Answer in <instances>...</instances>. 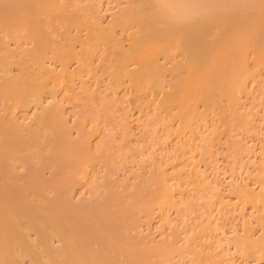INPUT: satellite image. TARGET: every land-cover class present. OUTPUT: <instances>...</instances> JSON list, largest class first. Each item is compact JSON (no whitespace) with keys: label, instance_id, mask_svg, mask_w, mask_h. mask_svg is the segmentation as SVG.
Returning a JSON list of instances; mask_svg holds the SVG:
<instances>
[{"label":"bare ground","instance_id":"obj_1","mask_svg":"<svg viewBox=\"0 0 264 264\" xmlns=\"http://www.w3.org/2000/svg\"><path fill=\"white\" fill-rule=\"evenodd\" d=\"M2 1H4V0H2ZM12 1L11 2L8 1L11 4L7 2L6 4L2 5L1 3H5V2H1V0H0V8L2 9V10L0 9L1 10L0 11V17H2V18H0L1 19L0 25L2 26L3 29H6L4 31H7V34L9 35L8 37H6L7 39H9L11 36H12V38H10V39H14L13 37H21L22 35L20 36V33H19L20 29H24L22 31L26 30L27 31L26 34H28L29 36H32V40L34 39V41H35V42L32 41L34 44V47L32 46L33 51L31 50V46H30V51L28 50V52H27L28 56L27 55L26 56H27V58L30 57L29 60L32 58L31 60L33 61V64L35 63V67H38V68L34 67L36 72H33L32 74H30V72L27 71V69L30 70L29 67H27L28 66L27 63H26L27 66H22L23 63L25 64V62H23V61H25V60H23L24 59L23 56L25 55V53H24V55H22L24 50L22 51V49H20L22 51V54H20V52H19L20 50L18 51L17 48L16 49L18 52L16 50L12 51L13 49L12 50L9 49L11 47H8L9 44L7 42H5V41H7V39H3L0 36V67L3 68V66L5 67V65L8 67V64L10 65L12 63L20 62L18 64L22 63L21 64V66L23 67L22 69H25V71H26L23 73L24 77L20 78V76H21L20 75L18 77L19 79L16 76L15 77L11 76V74L14 71L12 73H10V71H8L10 74H7L6 71L9 68L8 69L6 68V70L3 68L5 73H4V75H2L3 74L2 73L1 74L2 76L0 75L2 77V78L0 77V98H1L0 103L2 104L4 102L5 105L7 106V108H6L7 111L5 109V111H6L5 115L6 116H3L4 115L3 114L4 108H3V113H2L3 115L0 114V264H111L112 262H111L110 257L113 260V264H117L119 262H121V264H135V263L136 264L137 263L138 264H149V260H148L149 257L153 258V257H151L152 255L156 256L158 251L157 252L155 251V253H153V251L155 250V248L159 249L160 247L158 248L156 246L155 247L152 246V248L154 247L153 248L154 250H153L151 248H148L149 246L146 245L147 248L149 249L148 252H151V254L150 253L147 254V251H145L146 252L145 253L139 249V248H143V247H139V248L135 247L136 244L134 241L133 242L135 245L130 244V243H133L132 242V240H134L133 237H132V240L130 239V237H126V239L128 238V240L126 242H128L130 245L134 246L135 248H137L139 250L135 249L132 246H129L128 243H127V246H129L130 248L129 247L127 248L126 245L122 244L123 242L121 240L125 241V237L123 235H121L122 232L120 231V229L122 230L121 227L124 223L125 224L127 223L128 225H130V227H132V225H133V227L134 226L137 227L139 225V218H140L139 213L145 214L146 218L153 216L151 214L154 211L153 209L155 207V203H157V206L159 205L158 207L162 208V209H163L164 205H168V206L172 205V207H174L176 209V207H179V205H178L177 201L174 200L175 199L174 197H176L175 196L176 193H179V192L183 193V190L187 187H185V188L183 187L184 189H181L179 187L178 189L179 190L181 189L179 191V190H177V187H176L178 185L177 183H176L177 185H170V184L168 185L167 183L170 182V181L168 182V180H167V183H164L165 180L163 177H161L162 174L160 175V177H159V175H158V177L153 176L154 178L149 176L151 178L150 179L147 178L145 180L144 177L147 176V174L145 176L142 175V177H141V175H139V172H138V175L141 178H139L138 175H137L138 176L137 178H139L141 180L143 179V180L141 181L138 179L140 181L139 182L140 184L136 185V188H137L136 191L134 190V192H133L131 190L132 192H130L131 195L133 194V195L137 196L138 202H141V199L143 198L144 189L148 188L147 187L148 184L150 185L152 183V185L155 184V186L149 192L150 202H148L146 205L140 206L138 209L137 208L134 209L132 207V205H130V206L127 205L128 207L125 208L126 211L123 212L126 214V216L122 217V219L120 218L123 224L116 222V220L120 221L119 217L122 216V213L119 214L116 212V214H117L116 216L118 218L117 219L114 217L115 213H113L116 210L114 211V210H111L109 208L111 203L110 204H106V203L104 204V202H106L105 197L108 198L107 199V203H108L109 200L110 201L112 200L111 199L112 196L116 195L117 191L113 192V193L109 191L108 192L109 194L106 191H104L105 195L101 192L104 197L101 196L102 194L100 195V197L104 198V200L102 201L101 198L99 199L98 197H96L97 200L99 199V201L101 200V202L97 203L98 207L97 206L93 207L96 205V203H93L90 206L91 210H89L88 206L90 204L88 203V201H87L88 199L86 197L84 199L82 198L83 200L80 199L81 198L80 197L79 199L82 201H79L78 198L74 199V196H73L74 187H75V185L83 184V181L81 179H82L83 175H85L87 173L86 172L87 171L86 166L89 163L92 165L94 162H95L94 163L95 165L99 164L100 162L98 163V160L101 161V163L102 162L106 163V161L109 162V155L111 152L109 151L110 150L109 147H105L102 140H101V142L100 141H98V142L103 144V147H105V151H107V153L103 150L104 148L102 150L100 149L101 151L98 150L100 148V146L102 147V145H100L98 142L95 143L96 145H93V144L90 145V142H89L90 137H88L89 135L87 136V134H88L87 131H84V130L79 131L78 130L79 135L75 136V138H73L74 136L72 137L73 134L71 132V129H73V128L70 127L71 125L69 126V123L66 120L67 118H65L66 115L64 116V110H63L62 106L60 107V104H58L55 100L50 101L49 104L48 103L44 104V102L41 98L42 97L41 96V91H42L41 88H43V85L45 82L47 84V82H48L47 79H49V80L51 79L53 82H55L56 81L55 77H57L55 74L56 72L54 73V69H52V67L45 66L46 65L45 56H43V55H45L44 49L46 48L47 43L54 42L56 44L55 48H57V50L54 48V51L56 50L55 53L59 55L60 58H58V59L59 60L61 59L60 63L62 64L61 65L62 69L60 71L61 75H59L60 76L59 78L61 79V83L64 82L62 80L66 77H69L73 80V76L75 74H77L76 76H78L79 73H82V71L87 72V73H91V72L95 73L96 67H97V69L98 68L101 69V67L105 66L104 64L107 63L106 67L109 68L108 72H107V75H109V77H108L109 80H108L107 84L111 80V82L109 83L110 86L112 87V85H113V87L117 88V86H119L120 84H121L120 86H122V83L124 84V82L128 81L129 86L134 91H136V92L133 91L135 94L132 91L131 92L134 95H137L136 96L137 98L135 97L134 100H133L134 95H133V98H132V96H130L133 100L132 103H134V101L138 99V101H136V105L134 104L135 105L134 107H136L139 104L138 102H140L141 104L137 106L139 110L142 107H143V109L147 108L148 111L151 112V114L147 113L146 115H148V116L150 115L149 117H151V115H152L153 117L158 118V121L160 119L161 120L163 119L164 121L160 122V124L161 123L164 124L163 127H164V131L166 132V134L168 133V131H171L170 132L171 134L173 132L175 135L174 139L177 138L181 142L182 141L181 137L186 136L185 135L186 132H184V131L189 129L191 131V134H193L198 127V124H194V123L197 121H200L201 119H204L205 116L207 118V116L210 115L209 112H211L212 110H213V112L215 111L214 113L212 112L214 114V116L215 115L217 116L220 113V111H222L221 113L223 114V110L220 108V106H222V108L225 109L226 107L223 106L224 104L226 106L228 105L226 110H228L229 108L231 110L232 107H233V109L235 108L237 110V113L234 115H235V117H237L238 122L240 121L243 124V126L244 125L248 126V124L253 123L252 120H251L252 122H250L249 119L246 120V118H244L246 116V114H249L248 112H250L251 110L248 112L244 111V110L240 111L242 108L245 109L244 108L245 106L243 107L244 101L241 100V98L243 96H246L247 98L252 97L253 98L252 101H253L254 98L258 99L257 96L260 93L264 92V90H263V92L262 91L260 92L258 89V86L261 85L262 79L264 77L263 76V74H264V0H129V2L126 3L127 5H125L123 7L121 6L122 8L121 9L119 8L120 10L118 9V12H116V14L114 16H113V14L115 12L113 14L111 13L112 15L110 14L111 16H113V18L111 17L112 24H111V22H109L111 24V25L110 24L108 25L109 27L104 26V23L102 22L101 17L98 16V13L100 14L102 12H100L98 10L96 11L95 9H93V11L90 10V11H92V13L89 15L92 18V20L90 19L91 22L89 24V21L87 23V20H89V19H83L82 18L83 16L81 15L82 14L81 11H79L81 13H78V14L75 12V9L74 10L72 9V10L76 14H74V12L72 10H71V12L73 14L71 12L69 13V10L66 12V10L64 9L65 10L64 11L63 7L68 8L67 7L68 5L64 6L63 4H65V3L61 4L60 0L59 1L58 0H45V1L41 0L42 1L41 3L39 2L40 0H37L34 2H33V0H28V1L24 0V1H27V3L26 4L23 3L24 5L21 4V6L15 4V2L18 0H16L13 3H12ZM20 1H18V3H21ZM65 1H67V0H65ZM38 2L40 4H38ZM62 5H63V7H62ZM79 7L80 6H78V8L77 7H75V8H77L79 10ZM41 13H43V16H45L44 13L46 15L48 14L49 18L51 17V18L55 19V20L52 19L54 22L50 21L51 23H49L47 21L48 16H47L46 21L43 20V22L41 20L40 21L35 20L34 17H37L38 14H40L42 16ZM79 14L82 17L79 16ZM89 15H88V17H89ZM41 16H39L37 19H39V18L41 19L42 18ZM63 20H66L67 22L66 21H65L66 23L62 22ZM84 20H86V21H84ZM64 23L66 26L64 25ZM61 24H63L64 26H63L61 31L58 30L60 33H56V34H58L59 36L61 35V37L63 35L64 38L63 37L62 38L64 40L66 38H68L65 40L66 42H67V40H70V38L72 39V37L74 36V34H71L70 32L68 33V31L72 25L73 26L76 25V29H78V28L83 29L82 26L86 25V28H88L89 31L92 29L91 31L93 34L91 33V31L89 32L87 30L89 32V33L86 32V34H88V35H86V36H88V37H86V40L88 39V41H87L88 43H86L85 39H84L85 43H80L81 42V40H80V42H78V45L81 44L80 45L81 48H78V49H76L75 48L76 46L73 45V44H75L74 38L77 37L78 39H80L79 38L80 36L78 37V35L76 34L73 37L74 42H72V40L67 42L68 44H70V45H68L69 49L71 48V51H70L69 49L67 50V48H68L67 46L65 47V44H67L65 41H56L59 39H52L53 37H52V35H50L53 33L51 31V29L54 30V33H55L57 31V29L61 28ZM87 25H88V27H87ZM78 26H80V27H78ZM116 27H118L119 30L121 32H123L124 34H127L126 38L128 39L129 42H127L125 40L124 41L126 42V44L128 46L125 44L126 47L124 46V48H122V46H120V45H122L123 43L119 45V43L123 42V40L121 41V39L115 38L116 35L115 36L113 35V32H114L113 29L115 30ZM13 29L15 32H17V31L18 32L17 33H11L10 31H12ZM47 29H49V31ZM84 29H85V27H84ZM107 29H110V30H107ZM66 30H68V31H66ZM93 30H95V32H93ZM1 31H2V29H1ZM22 31H21V34L25 33ZM68 34L69 35L71 34L72 37L69 36ZM97 34H99V35H97ZM114 34H117V32H115ZM124 34H123V36H124ZM2 35L4 36L5 34L3 33ZM89 35H90V37H89ZM94 35L96 38L94 37ZM96 35L98 36V38ZM25 37H26V35H25ZM25 37H22V38H25ZM82 37L83 36H81V38ZM101 37L105 38L106 43H108V44L114 42L113 44H115V46H114V48H112V50H115V51L111 52V53H113V54H115V52L117 53V54H115L116 56L114 57V55L109 52L111 54L110 56L111 57L113 56L112 57L113 62H112V59H110V60L107 59L109 61V64H108V61H106V58H102V60H104V62L103 61H100V62L103 64V66L100 64V62H97L94 64L93 63L94 58H92V54H91L94 50H97V46H96L97 41H99V40L103 41V40H101ZM120 38H122V36ZM78 39H76V41ZM122 39H124V38H122ZM107 40L109 42L110 41L111 42L109 43ZM116 40H118V41H116ZM62 42H65V44ZM51 43H50V45L52 46ZM113 44L111 46H113ZM62 45H64V47ZM103 45H104V47H107V46H105V44H103ZM100 46H101V43H100ZM100 46H99V48H100ZM53 47L54 46H52V48ZM28 48L29 47H27V49ZM74 49H76L77 51ZM79 49H81V52L78 51ZM116 49H117V51H116ZM72 50H73V52H72ZM82 51L84 53H82ZM30 52H32V53H30ZM94 53L95 52H93V54ZM95 55H96V53H95ZM102 55H101V57H102ZM70 56H72L71 58L74 57L73 59L75 60V63H76V66L73 69H71V67L68 65V63L71 62V58H69ZM108 56H109V54L107 55V57ZM93 57H95V56H93ZM99 60H101V59H99ZM43 62H45V63H43ZM110 62H112V63H110ZM98 63L100 65H98ZM13 66H15V65L13 64ZM30 68H33V66L30 65ZM253 68H255V69H253ZM99 69L97 71H99ZM10 70H11V68H10ZM1 71H2V69H1ZM262 71H263V73L261 75L260 72H262ZM19 72H20V70H19ZM22 72H23V70H21L20 74ZM12 75H14V74H12ZM17 75H18V73H17ZM259 75H260V77H258V79H261V77H262L261 82H259L260 85L256 84L258 82L257 76H259ZM79 77H81V76L79 75ZM58 79H57V82H58ZM71 79H69V81H71ZM44 80H45V82H44ZM253 82H255V83H253ZM109 84H108V87H110ZM125 85H123V87ZM250 85L254 86V88H252L253 90H251ZM48 86L50 89V85H48ZM48 86H47V88H48ZM54 86H56V85H54ZM127 86H128V84H127ZM129 86H128V88H129ZM256 88L260 92L259 94H257V96H256V93L254 92V91H257ZM113 89L114 88H112V91H113ZM261 89H262V87H261ZM52 90H54V89H51V91ZM109 90H110V88H109ZM88 91H90V90H88ZM116 91H117V89H114L115 94H116ZM253 92L255 93V96H254ZM43 93H44V91H43ZM46 94H47V92H46ZM50 94H52V93H50ZM252 94H253V96H252ZM130 95H132V94H130ZM258 97L260 98L261 95H259ZM262 97L260 98L261 100L259 101V103L261 101H264V96H262ZM121 98L123 99V97H121ZM221 98H223V99L225 98L226 100H228V101H226L228 103L227 104L223 103L224 100H222ZM1 100H2V102H1ZM121 101H123V100H121ZM29 102L35 104L36 105L35 108H37V110H35V112H34V113H36V116L33 117V120L31 119L30 122L26 123V122L21 121L20 118L18 116H16L15 110L18 107L26 108V105L29 104ZM219 103L220 104L223 103V105H220ZM251 103L252 102L250 101L249 104H251ZM262 104L264 105V102H262ZM200 107L201 108L203 107L202 108L203 110H201ZM218 107L220 109H218ZM0 108L2 109L1 106H0ZM211 108H214V109L217 108L218 110L217 109L214 110ZM209 109H211V110L209 111ZM206 110H207V112L209 111L208 114H207ZM226 110H224V111H226ZM232 111H234V110H232ZM1 112H2V110H0V113ZM244 112H246V113H244ZM262 112H264V111H262ZM216 113H218V114H216ZM201 114L204 117L201 116ZM144 115H145V113L143 114V116ZM199 116L202 118H200ZM220 116H221V114L219 115L218 118L219 119L221 118V120H223V118H224V116H226V114L224 113V115H222L223 117L222 116L220 117ZM155 118H154V121L157 120ZM198 118H200V120H198ZM206 118H205V120H206ZM262 120H264V119H262ZM151 121L153 123L152 118H151ZM200 122H198V123H200ZM231 122H232V120H231ZM162 124H161V126H162ZM202 124H204V123H202ZM193 125H194V127H193ZM195 125H197V126H195ZM204 125L206 126V124H204ZM229 125H232V123H230ZM233 125H234V123H233ZM154 126H157V125H154ZM174 126H175V129L172 130V128ZM146 128H147V125H146ZM193 128H194V130H193ZM216 129H218V128L216 127ZM228 129H229V127H228ZM189 130H188V132H189ZM244 130H246V129H244ZM199 131H200V128H199ZM199 131H198V133H200ZM223 131H225V130H223ZM146 132H148V131H146ZM229 132H230V129H229ZM234 132H236V131H234ZM213 133H214V131H213ZM166 134H165V136H166ZM189 134H190V132H189ZM229 134H231V133H229ZM220 135H221V133H220ZM171 136H173V135H171ZM196 136H197V134H196ZM162 137H161V139H162ZM190 137H192V136H190ZM200 137H201V135H200ZM209 137H210V135H209ZM166 138H164V140ZM208 138H206L204 141H206ZM199 139H198V142H199ZM164 140H163V143L167 141V140L166 141H164ZM178 140L176 141L178 144L175 143L177 146L178 145L184 146L186 144L184 141L183 142L185 144H183L182 142H181L182 143L181 144V143H179ZM120 141H121V139H120ZM219 141H220V138H219ZM240 141H242V139ZM122 142H120V143H122ZM208 142L209 141H207L206 143H208ZM212 142H213V139H212ZM107 143H108V141H107ZM107 143H106V145L108 146ZM192 143H194V142H192ZM202 143H203V141H202ZM92 145L94 148H91ZM97 145H98V147L96 149ZM195 145L196 144H194V146ZM203 145H206L205 142ZM203 145L200 144L198 146H201L200 148H202ZM245 145H246V143H245ZM245 145H244L243 149L246 148ZM111 146L112 145H110V147ZM121 146H120V148H122L121 152H123L124 151L123 144H121ZM144 146H145V144L143 145V147ZM186 146H187V144L184 146L185 149H186ZM207 146H208V144H207ZM238 147H239V145H238ZM108 148H109V150H108ZM124 148H125V146H124ZM45 149H47L48 151L47 150L45 151ZM202 149H199V150H202ZM24 150L27 151L26 154L22 153ZM114 150H112V151H114ZM208 150L206 149V152ZM236 150H237V148H236ZM133 151H134V149H133ZM172 151H173L172 154H174V151H176V150H171V152ZM188 151H189V153L187 152L188 154H192L189 157H190V159L192 158L191 161H193L192 165L190 166L191 167L190 168L191 173L195 174L196 178L198 177V175H200L198 177V179H200L199 182L202 181L201 183L203 184L204 180H202V179H205V174L207 172H205V169H204L205 174L201 173L203 171H200V170H203V169H200L201 167H199V164H197L200 160L196 161L197 163L195 162V160H197V158L195 159V156L197 157V154H198L197 151L198 150L196 151L195 147L190 146L188 148ZM191 151H193V152L195 151L196 152V153L194 152L195 155H193V153ZM56 152H58V153L60 152L62 154V156L60 153L57 154ZM121 152L119 154L122 155ZM237 152L239 153V151H237ZM247 152H250V150H248ZM262 152H263V148H262ZM123 153L125 155L127 154V152L126 153L123 152ZM241 153L243 154V152H241ZM63 154H66L67 156H71L70 159H66L68 157H66V155H63ZM185 154H186V152H185ZM202 154H203V151L201 152V155ZM58 155H60L62 157V160L63 159H66L68 161L71 160L72 162L70 161V164H67V166L68 165L72 166V164H73V167L70 166V168H69V166H68L69 170H67V168L65 169L66 166L64 165V163L65 162L67 163V161H64V163H63V161L61 162V160H60L62 166L64 165L61 168L60 164L55 163V162H57L55 159L57 157H59ZM111 155H112V153H111ZM114 155H116V154H114ZM125 155H123L124 156L123 158H125ZM52 156L54 157V159ZM185 156H186L185 158H187V155H185ZM61 157H59V159ZM240 157H242V156H240ZM111 158L116 160V158H113V157H111ZM111 158H110V161H111ZM180 158L182 159V157H180ZM47 159H49V160L51 159L50 164H49V162H45V161H48ZM171 159H173V158H170V159L168 158V162ZM183 160H184V158H183ZM52 161L56 167L54 165H52ZM166 161L167 160H165V162ZM191 161H190V164H191ZM123 162H125V161H123ZM157 162H159V161H157ZM179 162H178V164L181 165V163H179ZM105 163H104V165H105L104 167H107ZM171 163H170V165H172ZM173 163H174V159H173ZM184 163H185V161H184ZM57 164H58V166H57ZM208 164H210V163H207V165ZM44 165H46V167ZM108 166H111V164L109 165V163H108ZM174 166H173V168H174ZM183 166H185V165H182L180 167V166H177V164H176V168H175L176 170H175V173L173 175L177 174L176 171L178 170V167H180L179 169H182ZM42 167H44V168H42ZM49 167L50 168L54 167L53 169H55L56 172H58L59 169L61 171L63 169L64 172H65V170H67V171L65 174H64V172H62V174H61V171H60V175H59L58 173H55V171H53V169H50ZM58 167H60V168H58ZM113 167L115 168L117 166H112V169H113ZM47 168L52 170L51 174H50L51 176L49 178H47V176L44 174L45 170H48ZM124 168H125V166H124ZM210 168H211V165H210ZM262 168H264V167L262 166ZM186 170H187V168H186ZM115 171H116V169H115ZM164 171H165V169H164ZM181 171H184V170L182 169V170H180V172ZM169 172L170 171H168L167 173L170 175ZM165 173L166 172H164V174ZM188 173H190V171L187 172V174ZM90 174H91V172H90ZM193 174H192V176H193ZM44 175L46 177H44ZM208 175H210V174H208ZM208 175H206V176L208 177ZM178 176L176 175L177 178H178ZM181 176H182V174H181ZM184 176L186 177L185 173H184ZM101 177L105 178V179L103 178V183H105V181H106L105 184H108V185L111 184V182L113 183L114 179H111L112 181L109 180V182H107L108 179H106L107 177H105L104 174H102ZM165 177H166V175H165ZM92 178L90 179V181H92ZM94 178H95V176H94ZM168 178L170 179V177H168ZM177 178H176V180H177ZM179 178H180V176H179ZM181 178H183V177H181ZM186 178L188 179V175ZM94 180H93V183L95 182ZM150 180H152V181H150ZM162 180H164V181H162ZM149 181H150V183H149ZM183 181H184V179H183ZM114 182H115V180H114ZM171 182H172V180H171ZM173 182H174V179H173ZM177 182H178V180H177ZM186 182H187V180L184 183H186ZM212 182H214V184H215V180ZM212 182H210V180H209L207 183H211L210 184V186H211ZM130 183H128V184H130ZM113 184H115V183H113ZM101 185H103V184H101ZM108 185H106V187ZM152 185H150V186H152ZM182 185H184V184L182 183ZM215 185H214V187L217 188V186H215ZM217 185H219V184H217ZM109 186H111V185H109ZM121 186H123V185H121ZM205 186H208V185H205ZM124 187H125V185H124ZM203 187L204 186H202L201 190L204 189ZM109 188L113 189V187H109ZM120 188H123V187H120ZM247 188L248 187L245 186V188H242V189L238 188L239 191H238V189L236 191V192H240V193H237L238 194L237 196H239V194H240V196L242 197L241 198L239 196L240 197L239 199L240 200L242 199L241 203L245 204V201H250V203H252L254 205L255 204L257 205L258 203H260L262 201V199L264 198V196L262 194H260L261 192L255 193L254 191H249ZM112 189H111V191H112ZM126 189H128L127 186H126ZM129 189H130V187H129ZM175 189L177 191L176 193H175ZM108 190H110V189H108ZM123 190L127 191L125 189H123ZM217 190L218 189H216V193H217ZM185 191L187 193L186 189L184 190V192ZM202 191H201V193H202ZM106 193H107V195H106ZM119 193L121 194V192H119ZM130 193H129V196H131ZM197 193H198V191H197ZM120 194L116 196L120 200L116 199L114 197H113V200L116 199V201L117 200L122 201L121 197L123 195L122 194L120 195ZM204 194H206L205 191H204ZM108 195L110 198L108 197ZM133 195H132V197H133ZM119 196H121V197H119ZM190 196H191V194H190ZM211 196H213V195H211ZM124 198H125V195H124ZM85 199H87V200H85ZM122 199H123V197H122ZM92 200L93 201L95 200V202L97 201L95 198ZM113 200H112V204L114 203ZM124 200H123L124 202H127L126 201L127 199H124ZM129 200L131 201V199H129ZM77 201H79V202L76 203ZM87 203H88V205H86ZM246 203H248V202H246ZM98 204L102 207H105L106 210H107V208H108V210L109 209L110 210L109 211L107 210L108 212H106V210L104 212H101L104 210V208L100 207L101 209L99 210ZM101 204H103V205H101ZM130 204H132V201L130 202ZM104 205H106V206H104ZM108 205H109V207H108ZM180 205H181V202H180ZM86 207L88 208V210H86L87 209ZM95 208H97V209H95ZM183 208H187V207H183ZM78 210H80V211H78ZM96 210H99L102 213V216L107 213L106 215L107 216L109 215L110 218L113 216L112 214H114V216L111 218V221H113L115 219V223L113 221V222H111V224L112 223L114 224L116 230H114L113 224L111 225L112 230H111V226L108 227L107 224L110 225V223H109L110 218L108 219V217L105 216L109 220V221H107L108 223L102 221V216H101V218L99 216L100 212L95 214ZM92 211H94L93 214L91 213ZM127 211H128V214L126 213ZM109 212L112 214L110 215ZM85 213H87V214H85ZM89 213H91V214H89ZM78 214L80 216H77ZM84 215H85V217L89 215L90 219H87L84 221V219L88 218V217L84 218ZM118 215H120V216L118 217ZM140 215H142V214H140ZM91 216H92V218H91ZM93 216H94V218H93ZM263 217L261 216V218H262V219L260 218L261 221L258 220V222L260 221L259 222L260 224L262 222H264ZM161 218H162V216H161ZM94 219H97V220L101 219L100 220L101 222L100 221L98 222L97 220H96V222H94ZM257 219H258V217H257ZM103 220H104V218H103ZM89 221L90 222L93 221V223H89ZM104 223H106V224H104ZM125 224L123 226H126L128 229L129 227L127 226V224L126 225ZM96 225H98L99 227L98 226L96 227ZM104 225H106L107 227ZM116 225H118V226L116 227ZM245 225L243 228L244 232L242 231L243 232V233L241 232L242 234L239 233V234L235 235L236 236L235 237L236 242L233 239V241L236 243L235 248L239 247V250L241 252H243V253L244 252H251V253H253V255L256 252H258V253H256L257 255L256 254L255 255L258 257H260V256L263 257L264 256V236H262V235H264V234L260 235L259 238L255 237V236L253 237V234L250 232V230H248L250 228L247 229V227L249 225L248 224H247L248 226H245ZM100 227L102 229H100ZM108 228H110V229H108ZM117 229H119V230H117ZM109 230H110V233L112 231L114 233L112 232L110 234ZM123 230H126V229L123 228ZM139 230H140V228H139ZM203 230H208L212 233V231L214 229H211V228L206 229L205 228ZM115 231L121 232V233L119 234V233H116ZM108 233H109V235H108ZM138 233H139V231H138ZM138 233H135V234L137 235ZM139 234H143V233L140 232ZM119 235L124 239L119 237ZM32 236H34V237H32ZM109 236H110V238H109ZM113 236H114V238H113ZM102 237L105 239L107 238L108 240L105 241ZM119 238H121V240ZM96 239H100L101 241L100 240L97 241ZM102 239L105 241L104 243H103ZM95 240L97 242V245H100L99 247H95V244H94V243H96ZM114 240L116 243L115 242L113 243ZM189 240H191V239H189ZM140 241H142V240L140 239ZM118 242H120V244H119L120 246H121V244H122V246H126L127 251H126V248H124V247L123 248L121 247L122 248V249L120 248L121 250L118 249L120 247L119 245L116 246L118 244ZM126 242H124V243L126 244ZM193 242H194V238H193ZM141 243L139 242L138 244H141ZM212 243H211V245H212ZM214 243H213V245H215L216 247L220 246V244H218V243L214 244ZM173 244L174 243L169 245V247H168L169 252L170 251L172 252V250H174V251L179 250V249H177V250L174 249ZM113 245H114L115 250L112 248ZM182 246H183V244H182ZM110 247L114 251L120 250L121 252L119 251V253H117V255H119V256L121 255L120 257L124 256V258L122 257V260H120L119 262H115V261H117L116 258L119 256H117V257L115 256L116 258L113 257V255L109 256L110 254H113V252H114V251H112V249H110L111 251L109 250L110 251V254H109L107 249H109ZM116 248L118 250H116ZM211 248H212V246H211ZM123 249H125V250H123ZM162 249L161 248L159 249L160 252ZM184 249H186V247H184ZM184 249H182V250L184 251ZM105 251L108 252L109 255H107V256H109V258L104 256L107 253ZM219 251L216 253L217 254L220 253ZM134 252H136V254ZM160 252L158 254H160ZM165 252L168 253V251H165ZM143 253H145V254H143ZM167 253H166V255H168ZM114 254H116V252ZM163 254H165L164 251H163ZM145 255L146 256L149 255V257L147 258V257H145ZM248 255H250V254H248ZM210 256L213 259V261H215L214 258L217 255H215V253L212 252L210 254ZM143 257H145V258H143ZM168 257H169V255H168ZM222 257H220V260L226 262L227 258L226 257L222 258ZM262 257H260V258H262ZM157 258H158V256H157ZM170 258H171V256H170ZM107 259H110V261ZM114 259H115V261H114ZM151 262L152 261H150V263ZM153 263L156 264L155 262H152L151 264H153ZM215 263H216V261H215Z\"/></svg>","mask_w":264,"mask_h":264},{"label":"rangeland","instance_id":"obj_2","mask_svg":"<svg viewBox=\"0 0 264 264\" xmlns=\"http://www.w3.org/2000/svg\"><path fill=\"white\" fill-rule=\"evenodd\" d=\"M8 1H12V0H4V1H2L1 0V2H5V3H1L2 5L3 4H6ZM16 0H13L12 1V3L13 2H15ZM18 1H20V0H18ZM18 1H16L15 2V4H17V5H20L21 6V4H26L27 3V1H24V0H21L20 2L21 3H18ZM34 1H37V0H33V2ZM43 1H45V0H43ZM59 1V0H58ZM68 1V2H67ZM67 1H65V0H60V2H61V4L62 3H65V4H63L64 6L65 5H68L67 7L68 8H64L63 7V5H62V7H63V10L65 9L66 10V12L69 10V13L71 12V10L73 9H75V12L78 14V13H81L82 12V16L79 14V16H81L83 19H89V20H87V23H88V21H89V24H90V22H91V20H92V18L90 17V15L89 14H91L92 13V11H93V9H95L96 11L98 10V11H100V12H102V13H98V16H100L101 17V20H102V22L104 23V26H106V27H109L108 25L110 24L109 22H111L112 20H111V17L113 18V16L116 14V12H118V9L120 8H122L123 6H125V5H127L126 3L127 2H129V0H67ZM10 2H8V3H10ZM40 3L42 2L41 0L39 1ZM38 2V4H40ZM36 3V2H35ZM11 4V3H10ZM23 4V5H24ZM70 4V5H69ZM72 4V5H71ZM78 6H80L79 7V10L77 9L78 8ZM122 6V7H121ZM73 7V8H72ZM75 7H77V8H75ZM1 9V8H0ZM119 9V10H120ZM2 10V9H1ZM0 10V11H1ZM64 10V11H65ZM72 10V11H73ZM90 10H92V11H90ZM79 11H81V12H79ZM74 12V11H73ZM74 12V14H76ZM115 12V13H114ZM72 13V12H71ZM113 14V16H111L112 14ZM42 14V16L40 15V14H38V16L37 17H34L35 18V20H38V21H42L43 22V20H45L46 21V19H47V16H48V19H47V21L49 22V23H51L50 21H52V22H54L53 20H55V19H53V18H49V15L47 14H45L44 13V15L45 16H43V13H41ZM73 14V13H72ZM111 14V15H110ZM86 15V16H85ZM88 15H89V17H88ZM103 15V16H102ZM39 16H41L42 18L40 19H37ZM85 17V18H84ZM0 18H2V17H0ZM53 19V20H52ZM91 19V20H90ZM1 20V19H0ZM66 20H63L62 22H65ZM84 21H86V20H84ZM61 22V23H62ZM67 22V21H66ZM65 22V23H66ZM65 23H64V25H65ZM108 23V24H107ZM111 24H112V22H111ZM110 24V25H111ZM63 24H61V28H59V29H57V31L54 33V30H52L51 29V31L53 32H51L52 34H50V35H52V39H59V40H56V41H65L66 39H68V38H66L65 40L63 39L64 37H63V35H62V37H61V35L59 36L58 34H56V33H60L58 30H62V28H63V26H64ZM84 25V24H83ZM66 26V25H65ZM71 26V25H70ZM69 26V27H70ZM90 26V25H89ZM60 27V26H59ZM78 27H80V26H78ZM83 27V29L82 28H78V29H76V25H72L71 27H70V29H69V31L68 30H66V31H68V33L70 32L71 34H74V36L77 34L78 35V37L80 38V39H78L77 37L76 38H74L75 40V42L73 41V37H72V35L70 34H68L69 36H71L72 37V39L70 38V40H72V42H74L75 44H73L74 46H76L75 48L76 49H78V48H81L80 47V43H85V41H84V39L86 40V37H88V36H86V35H88V34H86V32H88L89 31V29L88 28H86V25L85 26H82ZM84 27H85V29H84ZM87 27H88V25H87ZM68 28V27H67ZM1 29H2V31H1ZM4 30H6V29H3L2 28V26L0 25V36L3 38V39H7L6 37H8L9 35L7 34V31H4ZM8 30V29H7ZM11 30V29H10ZM17 30V29H16ZM19 30V29H18ZM22 30H24V29H20V31H19V33H20V36L21 37H13L14 39H10V38H12V36L9 38V39H7V41H5V42H7L8 44H9V46L8 47H11V48H9V49H13L12 51H17V49H18V51L20 50V49H22V51L24 50V52H23V54H22V51L20 50L19 52H20V54H22V55H24V53H25V55L23 56L24 57V59L23 60H25V61H23V62H25V64L23 63V65L22 66H27V67H29V69L31 70H28L27 69V71H29L30 72V74H32L33 72H36V70H35V68H38V67H35V63L33 64V61L30 59L29 60V58L30 57H28L27 58V52H28V50L30 51V46H31V50L33 51V48H32V46L34 47V44H33V42L32 41H34V39L32 40V36H29L28 34H26V30L25 31H22ZM48 31H49V29H47ZM56 30V29H55ZM88 30V31H87ZM92 30V29H91ZM90 30V31H91ZM107 30H110V29H107ZM13 31V32H12ZM12 31H10L11 33H17V32H15L14 31V29L12 30ZM21 31L22 32H25V33H23V34H21ZM65 31V32H66ZM89 31V32H90ZM113 35L115 36V38H119V39H121V41L123 40V42H121V43H119V45L120 44H122V45H120V46H122V48H124V46L126 47V42L125 41H127V42H129L128 41V39L126 38L127 37V34H124L123 32H121L120 30H119V28L118 27H116L115 28V30L113 29ZM9 32V31H8ZM88 32V33H89ZM93 32H95V30H93ZM115 32H117V34H114ZM128 32V31H127ZM126 32V33H127ZM4 33L5 35L3 36L2 34ZM91 33H92V31H91ZM93 34V33H92ZM123 34H124V36H123ZM25 35H26V37H25ZM28 35V36H27ZM97 35H99V34H97ZM96 35V36H97ZM81 36H83L82 38H81ZM122 36V38H124V39H122V38H120ZM22 37H25V38H22ZM31 37V38H30ZM89 37H90V35H89ZM94 37H95V35H94ZM96 38V37H95ZM97 38H98V36H97ZM76 39H78L77 41H76ZM100 39V38H99ZM98 39V40H99ZM118 39V40H119ZM70 40H67V42L68 41H70ZM80 40H81V42H80ZM101 40H103V41H97V43H96V46H97V50H94L93 52H95L96 53V55H95V53L93 54V52L91 53L92 54V58H94L93 59V63L95 64V63H97V62H100V61H103L104 62V60H102V58H106V61H108V60H110V59H112V57L110 56L111 54H113V53H111V52H114L115 50H112V48H114V46H115V44H113V43H110L108 40V42L110 43V44H108V43H106V39L105 38H103V37H101ZM118 40H116V41H118ZM125 40V41H124ZM88 41V39L86 40V43H88L87 42ZM105 41V42H104ZM120 41V40H119ZM35 42V41H34ZM66 42V41H65ZM65 42H62V43H64L65 44ZM66 42V43H67ZM78 42H80L79 44L80 45H78ZM51 43V42H50ZM50 43H47V46H46V48L44 49L45 50V55H43V56H45V62H46V65L45 66H47V67H52V69H54V73L56 74V76L57 77H55V82H53L51 79L49 80V79H47V84H46V82H45V80H44V85H43V88H41V98H42V100H43V102H44V104L45 103H48L49 104V102L50 101H53V100H55L58 104H60V107L62 106V108H63V110H64V116H65V118H67L66 120L68 121V123H69V126L70 127H72L73 129H71V132H72V137L73 138H75V136H78L79 135V131L80 130H84V131H87L88 132V134H87V136L88 137H90V140H89V142H90V145L91 144H93V145H96L95 143L96 142H98V141H100L101 142V140L103 141V143H104V145H105V147H109L110 148V150H109V148H108V150L112 153V155H111V153H110V155H109V162H107L106 161V163L105 162H102L101 163V161H99L98 160V163L99 164H88L87 166L89 167H87L86 166V168H87V173L85 174V175H83V177H82V181H83V184H80V185H75V187H74V190H73V196H74V199L75 198H80V199H84L85 197L88 199H85V200H87L88 201V203L90 204L88 207H89V210H91V205L93 204V203H96V205L95 206H93V207H96L97 206V203L98 202H101V200L99 201V199L101 198L102 199V201L104 200V198H102V197H104L103 196V194H104V191H106L107 193L110 191V192H116V195H114V196H112V200H113V197L114 198H116V199H119V198H117L116 196L117 195H119L120 193L119 192H121V194L123 195L122 197H123V199H122V197L121 196H119V197H121V200L122 201H116V199H114L113 200V204H112V200L110 201L109 200V202L107 203V199L108 198H106L105 197V199H106V202H104V204L106 203V204H110V207H109V205H108V207L111 209V210H116L115 212H113V213H115V216H114V214H112V213H110V215L112 214L115 218H117V214H116V212L117 213H119V214H121L122 213V216H120V215H118V217H119V219L121 218L122 219V217H125L126 216V214L125 213H123V212H125L126 210H125V208L126 207H128V206H130V205H132V207L134 208V209H138L140 206H143V205H146L148 202H150V196H149V192H150V190H152L153 188H154V186H155V184H153L152 185V183L150 184V185H152V186H150L149 184H148V188H146V189H144V192H143V198L141 199V202H138V200H137V196H135V195H133V197H132V195H131V193L130 192H134V190L136 191V185H139L140 183V181L139 180H141V179H139V178H141L142 177V175L143 176H145L146 174H147V176H145L144 177V179L146 180L147 178H151V177H155V176H157L158 177V175H159V177H160V175L162 174V176L161 177H163L164 178V180H165V182L164 183H167V180H168V182L169 183H167L168 185L170 184V185H177L176 187H177V190H179L178 188L180 187L181 189H184L185 187H187V188H185L186 190H187V193H186V191L184 192V190H183V193H181V192H179V193H176L177 191H176V189H175V193H176V197H174L175 199V201H177V203H178V205H179V207H176V209L174 208V207H172V205L170 206H168V205H164V207H163V209L162 208H159L158 206H157V203H155V207H154V211L152 212V214L151 215H153V216H150L149 218L147 217L146 218V215L145 214H143V213H139V216H140V218H139V225L136 227V226H134L133 227V225H132V227H130V225H128L127 223V226L129 227L128 229H127V227L126 226H123L124 224L122 223V221H121V219H120V221L118 220H116V222L117 223H122L121 225H122V230H123V228L124 229H126V230H121L120 229V231L123 233H121V232H116V233H121V235H123L124 237H125V241H123V240H121V236L119 235V237H121V238H119L123 243V245H126L127 246V243L128 242H126L127 240H128V238L126 239V237H130V239L132 240V237L134 238V240H132V242L134 241L135 242V244H134V242L133 243H130V244H134L135 245V247H143V248H139L140 250H142V252H145V251H147V254H151V252H148L149 251V249L148 248H151V249H153L155 246L156 247H160L162 250H161V252H160V248L159 249H157V248H155V250L153 251V253H155V251L157 252L158 251V253L160 252V254H158L157 253V255L156 256H151V257H153V258H150L149 257V255H145V257H149V264H151L152 262H155L156 264H264V256L262 257V256H260V257H262V258H260V257H258V256H256L257 254L256 253H258V252H256L254 255H253V253H251V252H241L240 250H239V247L238 248H235L236 246V240H235V235H237V234H239V233H241L244 229V225L245 226H248L247 227V229L248 228H250V229H248V230H250V232L253 234V237L255 236V237H257V238H259L260 237V235H262V234H264V222H262L261 224L259 223L261 220H260V218H261V216L263 217L264 216V198L262 199V201L260 202V203H258L257 205L255 204H252V203H250V201H245V204L244 203H241V201H242V199L240 200L239 198L241 197L240 196V194H239V196H237L238 194L237 193H240V192H236L237 191V189L239 188V189H242V188H245V186H247L248 188V190L249 191H254L255 193H260V194H262L263 196H264V168H262V166L264 167V120H262V119H264L263 117V115H264V112H262V111H264V105L262 104V102H264V101H261L260 103H259V101L261 100L260 98L262 97V96H264V92H263V90H264V77H263V79H262V77H261V79H262V82H261V79H258V77H260V75L259 76H257V79H258V82L256 83V84H258V85H260V83L259 82H261V85L260 86H258V89H259V91L261 92H263V93H260L258 90H257V88H256V90L257 91H254L255 93H256V96H257V94H259V95H261V97L259 98L258 96H257V98L258 99H255L254 98V100L252 101V97L251 98H247L246 96H243L242 98H241V100H243L242 102L244 103V105H243V107L245 108V109H241L240 111H250V112H248L249 114H246V116L244 117V118H246V120L247 119H249L250 120V122H252L253 121V123L252 124H248V126L247 125H244L243 126V124L239 121L238 122V120H237V117H235V115L234 114H236L237 113V110L234 108L233 109V107L231 108V110H230V108L228 109V110H226L227 109V106L224 104L223 105V103H228V102H226V101H228V100H226L225 98L223 99V98H221L222 100H224L223 101V103L222 104H220V105H223L224 107H226L225 109L224 108H222V106H220V108L223 110V114L221 113L222 111H220V113L218 114V113H216V114H218L217 116L215 115L214 116V112H213V110L211 111V112H209L211 109H214V108H211V109H209V114L210 115H208L207 116V118H206V116H205V118H206V120H205V118L204 119H201L200 120V118H202V117H200V118H198V120H200V121H197V122H195L194 124H198V127H197V129H196V133L194 132L193 134H191V131L189 130V132H190V134H189V132H188V130H185L184 132H186L185 133V137L183 136V137H181L182 138V143L183 144H187V146H186V149H185V145L184 146H177L176 144H178L176 141L178 140L177 138V140L176 139H174L175 138V135H174V133L172 132V134L170 133L171 131H168V133L166 134V132L164 131V124H162V126H161V124H160V122H162V121H164L163 119L161 120L160 118V120L158 121V118H155V117H153L152 115H151V117H149L148 115H146L147 113H149V114H151V112L150 111H148V109L147 108H144L143 109V107L139 110L138 109V105H140L141 103L140 102H138L139 104L136 106V107H134L135 105H136V101H138V99L137 100H135L134 101V103H132L133 102V100L135 99V97L137 96V95H134L135 93L134 92H136V91H134L130 86H129V82L127 83V82H124V84L122 83V86H117V88H115V87H113V85H112V87L110 86V82H111V80L109 81V86L110 87H108V84H107V82H108V77H109V75H107V72H108V69L109 68H107L106 67V64H104L105 66H103V64L100 62V64L103 66V67H101V69H99V71H97L98 69H97V67H96V71H95V73H87V72H84V71H82V73H79V75L81 76V77H79V75L78 76H76L77 74H75L74 76H73V80L71 79V78H69V77H66V78H64L62 81H64L63 83H61V79L59 78L60 76L59 75H61L60 74V71H61V59L59 60L58 58H60L59 57V55L58 54H56L55 53V51L57 50V48H55L56 47V44L54 43V42H52L51 44H52V46H54L53 48H52V46L50 45ZM100 43H101V46H100ZM7 44V45H8ZM61 44V43H60ZM103 44H105V46H107V47H104V45ZM113 44V46H111ZM126 44V45H125ZM68 45H70V44H65V47L67 46L68 47ZM72 45V44H71ZM72 45V46H73ZM63 47H64V45H62ZM78 46V47H77ZM99 46H100V48H99ZM128 46V45H127ZM27 47H29L28 49H27ZM95 47V46H94ZM17 48V49H16ZM24 48V49H23ZM49 48V49H48ZM54 48L56 49L55 51H54ZM69 49V47L67 48V50ZM76 49H74V50H76ZM95 49V48H94ZM106 49V50H105ZM27 50V51H26ZM70 51H71V48L69 49ZM17 51V52H18ZM77 51V50H76ZM79 52H81V49H79L78 50ZM116 51H117V49H116ZM72 52H73V50H72ZM111 54H110V53ZM30 53H32V52H30ZM77 53V52H76ZM82 53H84L83 51H82ZM104 53V54H103ZM107 53V54H106ZM103 54V55H102ZM109 54V56L111 57H107V55ZM115 54H117L116 52H115ZM115 54H113L114 55V57L116 56ZM27 55V56H26ZM101 55H102V57H101ZM26 56V57H25ZM93 56H95V57H93ZM72 56H70L69 58H71ZM101 57V58H100ZM43 58V57H42ZM74 58V57H73ZM73 58H71V62H69L68 63V65L71 67V69H73V68H75V66H76V63H75V60L73 59ZM73 59V60H72ZM99 59H101V60H99ZM108 59V60H107ZM27 60V61H26ZM29 60V61H28ZM70 60V59H69ZM68 60V61H69ZM96 60V61H95ZM48 61V62H47ZM29 62V63H28ZM45 62H43V63H45ZM112 62H113V59H112ZM112 62H110V63H112ZM18 63H20V62H16V63H12V64H8V67L5 65V67L3 66V68L6 70V68L8 69L6 72H7V74H10V73H12L13 71V73L12 74H14V75H12L11 74V76L12 77H19L20 75V78H22V77H24V75H23V73L24 72H26L25 71V69H22L23 67L21 66V64H18ZM26 63H27V65H26ZM13 64L15 65V66H13ZM17 64V65H16ZM31 66H33V68H30V65ZM99 63H98V65H100ZM108 64H109V61H108ZM37 65V64H36ZM97 65V64H96ZM95 65V66H96ZM97 65V66H98ZM100 67V66H99ZM1 68V67H0ZM3 68H1L2 69V71H1V69H0V75L2 74V75H4V73H5V71L3 70ZM10 68H11V70H10ZM105 68V69H104ZM13 69V70H12ZM70 69V68H69ZM253 69H255V68H253ZM19 70H20V72H21V70H23V72L20 74V72H19ZM4 71V72H3ZM8 71H10V73L8 72ZM106 71V72H105ZM84 72V73H83ZM17 73H18V75H17ZM262 73H263V71L262 72H260V74L262 75ZM16 74V75H15ZM1 75V76H2ZM0 76V77H1ZM76 76V77H75ZM263 76H264V74H263ZM75 77V78H74ZM2 78V77H1ZM59 78V79H58ZM19 79V78H18ZM57 79H58V82H57ZM69 79H71V81H69ZM260 80V81H259ZM100 81V82H99ZM257 81V80H256ZM50 82V83H49ZM253 83H255V82H253ZM252 83V84H253ZM48 85H50V89H49V86H48V88H47V86ZM53 84V85H52ZM126 84V85H125ZM127 84H128V86H129V88H128V86H127ZM255 84V85H256ZM54 85H56V86H54ZM123 85H125L124 87H123ZM254 85V84H253ZM251 86V85H250ZM107 87V88H106ZM119 87V88H118ZM261 87H262V89H261ZM109 88H110V90H109ZM112 88H114V89H117V91H116V94L114 93V89H113V91H112ZM132 90H131V89ZM252 88H254V86H251V90H253ZM49 89V90H48ZM51 89H54V90H52L51 91ZM85 91H84V90ZM48 90V91H47ZM88 90H90V91H88ZM94 90V91H93ZM108 90V91H107ZM43 91H44V93H43ZM112 91V92H111ZM134 93H132V92ZM46 92H47V94H46ZM94 94H93V93ZM253 92V93H254ZM49 93V94H48ZM50 93H52V94H50ZM54 93V94H53ZM109 93V94H108ZM132 94V95H130V94ZM255 93H254V96H255ZM51 95V96H50ZM123 95V96H122ZM133 95H134V98H133ZM130 96H132V98H133V100H132V98L130 97ZM252 96H253V94H252ZM104 97V98H103ZM121 97H123V99L121 98ZM111 98V99H110ZM137 98V97H136ZM263 98V97H262ZM1 99V98H0ZM110 99V100H109ZM249 99V100H248ZM121 100H123V101H121ZM130 100V101H129ZM240 100V101H241ZM54 101V102H55ZM252 102L251 104H249V102ZM1 102H2V100H1ZM131 102V103H130ZM219 102V101H218ZM246 102V103H245ZM254 102V103H253ZM256 102V103H255ZM4 103V102H3ZM1 104L0 103V106L2 107V109L0 108V110H2V112L0 113V114H2L3 113V108H4V115L3 116H6L5 115V112L7 111V106L5 105V103L4 104ZM111 103V104H110ZM259 103V104H258ZM135 104V105H134ZM218 104V105H219ZM246 104V105H245ZM249 104V105H248ZM217 105V106H218ZM6 106V107H5ZM142 106V105H141ZM247 106V107H246ZM251 106V107H250ZM36 107V105L35 104H33V103H31V102H29V104H27L26 105V108H20V107H18L16 110H15V112H16V116H18L19 118H20V120L21 121H23V122H26V123H28V122H30L31 121V119L33 120V117L34 116H36V113H34L35 112V110H37V108H35ZM254 107V108H253ZM203 108V107H202ZM201 107H200V109L201 110H203ZM219 107H218V109H220ZM250 108V109H249ZM5 109H6V111H5ZM120 109V110H119ZM215 109H217V108H215ZM214 109V110H215ZM217 109V110H218ZM247 109V110H246ZM139 110V111H138ZM224 110H226V111H224ZM232 110H234V111H232ZM236 110V111H235ZM218 111V112H219ZM230 111V112H229ZM206 112H207V110H206ZM208 112H207V114H208ZM213 112V113H212ZM217 112V111H216ZM229 112V113H228ZM235 112V113H234ZM145 113V115L143 116V114ZM205 113V112H204ZM203 113V114H204ZM224 113L226 114V116H224V118H223V120H221V118L219 119L218 117H219V115L221 114V116L222 115H224ZM244 113H246V112H244ZM257 113V114H256ZM212 114V115H211ZM252 114V115H251ZM255 114V115H254ZM206 115V114H205ZM248 115V116H247ZM250 115V116H249ZM201 116H203L202 114H201ZM214 116V117H213ZM220 116V117H221ZM230 116V117H229ZM253 116V117H252ZM146 117V118H145ZM149 117V118H148ZM204 117V116H203ZM223 117V116H222ZM151 118L153 119V123H152V121H151ZM154 118L155 119H157V120H155L154 121ZM218 118V119H217ZM236 118V119H235ZM252 118V119H251ZM23 119V120H22ZM216 119V120H215ZM235 119V120H234ZM138 120V121H137ZM196 120V119H195ZM214 120V121H213ZM228 120V121H227ZM230 120V121H229ZM231 120H232V122H231ZM237 120V121H236ZM252 120V121H251ZM147 121V122H146ZM204 121V122H203ZM235 121V122H234ZM150 122V123H149ZM198 122H200V123H198ZM214 122V123H213ZM227 122V123H226ZM159 123V124H158ZM202 123H204V124H206V126L204 125V124H202ZM217 123V124H216ZM230 123H232V125H233V123H234V125L232 126V125H229ZM153 124V125H152ZM210 124V125H209ZM236 124V125H235ZM238 124V125H237ZM242 124V125H241ZM245 124V123H244ZM146 125H147V128H146ZM154 125H157V126H154ZM250 125V126H249ZM159 126V127H158ZM195 126H197V125H195ZM232 126V127H231ZM255 126V127H254ZM82 129H81V128ZM193 127H194V125H193ZM216 127L218 128V129H216ZM227 127V128H226ZM228 127H229V129H230V132H229V129H228ZM199 128H200V131H199ZM207 128V129H206ZM226 128V129H225ZM166 129V128H165ZM175 129V126L172 128V130H174ZM214 129V130H213ZM232 129V130H231ZM236 129V130H235ZM243 129V130H242ZM244 129H246V130H244ZM251 129V130H250ZM79 130V131H78ZM151 130V131H150ZM193 130H194V128H193ZM223 130H225V131H223ZM236 131V132H234V131ZM238 130V131H237ZM242 130V131H241ZM250 130V131H249ZM262 130V131H261ZM146 131H148V132H146ZM150 131V132H149ZM167 131V130H166ZM198 131L200 132V133H198ZM213 131H214V133H213ZM217 131V132H216ZM245 131V132H244ZM83 132V131H82ZM86 132V133H87ZM207 132V133H206ZM212 132V133H211ZM156 133V134H155ZM166 134V136H165V134ZM202 133V134H201ZM220 133H221V135H220ZM229 133H231V134H229ZM235 133V134H234ZM237 133V134H236ZM251 133V134H250ZM149 134V135H148ZM169 134V135H168ZM196 134H197V136H196ZM199 134V135H198ZM205 134V135H204ZM161 135V136H160ZM171 135H173V136H171ZM189 135V136H188ZM200 135H201V137H200ZM208 135V136H207ZM209 135H210V137H209ZM215 135V136H214ZM229 135V136H228ZM238 137H237V136ZM241 135V136H240ZM163 136V137H162ZM165 136V137H164ZM169 136V137H168ZM190 136H192V137H190ZM203 136V137H202ZM212 136V137H211ZM161 137H162V139H161ZM167 137V138H166ZM190 137V138H189ZM194 137V138H193ZM209 137V138H208ZM238 139H236V138ZM240 137V138H239ZM124 138V139H123ZM164 138H166L165 140H164ZM196 138V139H195ZM200 138V139H199ZM206 138H208L206 141H204ZM219 138H220V141H219ZM109 139V140H108ZM120 139H121V141H120ZM123 139V140H122ZM159 139V140H158ZM198 139H199V142H198ZM203 139V140H202ZM212 139H213V142H212ZM230 139V140H229ZM242 139V141H240ZM163 140L164 141H166V142H164L163 143ZM175 140V141H174ZM188 140V141H187ZM196 140V141H195ZM211 140V141H210ZM237 140V141H236ZM107 141H108V143H107ZM123 141V142H122ZM159 141V142H158ZM171 141V142H170ZM179 141V143H181L180 142V140H178ZM185 143H184V142ZM202 141H203V143H202ZM207 141H209L208 143H206ZM244 141V142H243ZM114 142V143H113ZM116 142V143H115ZM118 142V143H117ZM120 142H122V143H120ZM126 142V143H125ZM154 144H153V143ZM192 142H194V143H192ZM204 142H205V144L206 145H203L204 144ZM230 142V143H229ZM99 143V142H98ZM106 143L108 144V146L106 145ZM161 143V144H160ZM174 143V144H173ZM176 143V144H175ZM181 143V144H182ZM199 143V144H198ZM232 143V144H231ZM238 143V144H237ZM243 143V144H242ZM245 143H246V145H245ZM100 145H102V147L100 146V148L98 149V150H102L103 148V150L105 151V147H103V144H101V143H99ZM121 144H123V149H124V151L123 152H127V154L125 155L123 152H121V150H122V148H120V146H121ZM145 144V146L143 147V145ZM150 144V145H149ZM180 144V145H181ZM190 144V145H189ZM194 144H196L195 146H194ZM200 144H202L203 145V149L202 148H200L201 146H198V145H200ZM207 144H208V146H207ZM210 144V145H209ZM212 144V145H211ZM93 145H92V147L91 148H94L93 147ZM110 145H112L111 147H110ZM130 145V146H129ZM153 145V146H152ZM175 145V146H174ZM238 145H239V147H238ZM244 145H245V147L246 148H244L243 149V147H244ZM48 146V145H47ZM124 146H125V148H124ZM129 148H128V147ZM190 146H193V147H195V150L197 151V157L195 156V159L197 158V160H195V162L196 161H199L197 164H199V167H201L200 169H203V170H200V171H203V172H201V173H203V174H205L204 173V169H205V172H207L206 174H205V179H202V180H204L203 182V184L201 183L202 181H200L199 182V180L200 179H198V177L200 176V175H198V177L196 178V176H195V174H193V173H191V165H192V162L193 161H191V159H190V155H192V154H188L189 153V151H188V148ZM197 146V147H196ZM205 146V147H204ZM207 146V147H206ZM237 148V150H236V148ZM97 147H98V145L96 146V149H97ZM122 147V146H121ZM133 147V148H132ZM180 147V148H179ZM251 147V148H250ZM128 148V149H127ZM144 148V149H143ZM173 148V149H172ZM240 148V149H239ZM262 148H263V152H262ZM48 149V148H47ZM47 149H45V151L47 150ZM115 149V150H114ZM119 149V150H118ZM127 151H126V150ZM133 149H134V151H133ZM180 149V150H179ZM183 149V150H182ZM199 149H202V150H199ZM206 149L208 150L207 152H206ZM211 149V150H210ZM233 149V150H232ZM49 150V149H48ZM47 150V151H48ZM100 150V151H101ZM112 150H114V151H112ZM142 150V151H141ZM171 150H176V151H174V154H172L173 153V151L171 152ZM190 150V149H189ZM205 150V151H204ZM244 150V151H243ZM248 150H250V152H247ZM96 151V150H95ZM108 151V152H109ZM141 151V152H140ZM179 151V152H178ZM182 151V152H181ZM203 151V154L201 155V152ZM237 151H239V153L237 152ZM106 153H107V151H105ZM115 152V153H114ZM122 153V155L121 154H119V153ZM176 152V153H175ZM178 152V153H177ZM185 152H186V154H185ZM188 152V153H187ZM192 153H193V155H195L194 154V152L193 151H191ZM241 152H243V154L241 153ZM23 154L25 153H27V151L26 150H24L23 152H22ZM57 154H59L58 152H56ZM116 154V155H114V154ZM196 153V152H195ZM238 153V154H237ZM241 153V154H240ZM61 154V153H60ZM179 154V155H178ZM187 155V158H185L186 156L185 155ZM207 154V155H206ZM46 155V154H45ZM63 155H66V154H63ZM121 155V156H120ZM123 155H125V158H123L124 156ZM129 155V156H128ZM178 155V156H177ZM181 155V156H180ZM184 155V156H183ZM206 155V156H205ZM247 155V156H246ZM263 155V156H262ZM57 156V155H56ZM59 157H61L62 156V154H61V156L60 155H58ZM113 157V158H116V160H114V159H112L111 157ZM119 158H118V157ZM127 156V157H126ZM174 156V157H173ZM204 156V157H203ZM208 156V157H207ZM240 156H242V157H240ZM262 156V157H261ZM53 157V156H52ZM51 157V158H52ZM59 157H55L56 159V161L57 162H55V163H58V164H60L61 165V168L65 165L66 167H65V169L67 168V170H69V168H70V166L71 165H68L69 166V168H68V166H67V164H70V161H68V160H66V159H70V157L71 156H67L66 155V157H68V158H66V159H63L62 160V157L59 159ZM180 157H182V159L180 158ZM64 158V157H63ZM110 158H111V161H110ZM168 158L170 159V158H173L174 159V163H173V159H171V160H169V162H168ZM178 158V159H177ZM183 158H184V160H183ZM53 159H54V157H53ZM125 159V160H124ZM181 159V160H180ZM188 159V160H187ZM204 159V160H203ZM48 161H45V162H49V164L51 163V159L49 160V159H47ZM59 160V161H58ZM60 160H61V162L63 161V163H64V161H67V163L65 162L64 163V165L62 166V164H61V162H60ZM165 160H167L166 162H165ZM177 160V161H176ZM191 161V164H190V161ZM204 162H203V161ZM206 160V161H205ZM210 160V161H209ZM38 161V160H37ZM123 161H125V162H123ZM157 161H159V162H157ZM180 161V162H179ZM184 161H185V163H184ZM243 161V162H242ZM60 162V163H59ZM72 162V161H71ZM74 162V161H73ZM123 162V163H122ZM172 162V163H171ZM178 162L179 163H181V165L180 164H178ZM184 164H183V163ZM189 162V163H188ZM203 162V163H202ZM104 163L106 164V166L107 167H104L105 165H104ZM108 163H109V165L111 164V166H108ZM120 163V164H119ZM122 163V164H121ZM126 163V164H125ZM128 163V164H127ZM141 163V164H140ZM158 163V164H157ZM161 163V164H160ZM170 163L172 164V165H170ZM207 163H210V164H208L207 165ZM245 163V164H244ZM58 164H57V166H58ZM72 164V163H71ZM113 164V165H112ZM117 164V165H116ZM160 164V165H159ZM164 164V165H163ZM176 164H177V166H182V165H185V166H183L182 167V169L184 170V171H181L180 172V170H182V169H179L180 167H178V172L176 171V175L178 176H180V178L181 177H183V178H179V176H178V178L176 177V175H173L174 173H175V168H176ZM189 164V165H188ZM52 165H54L53 164V161H52ZM51 165V166H52ZM102 165V166H101ZM146 165V166H145ZM175 165V166H174ZM201 165V166H200ZM210 165H211V168H210ZM43 166V165H42ZM45 167H46V165H44ZM55 166V165H54ZM94 166V167H93ZM112 166H117V167H113V169H112ZM124 166H125V168H124ZM145 166V167H144ZM171 166V167H170ZM173 166H174V168H173ZM208 166V167H207ZM48 167V166H47ZM56 167V166H55ZM71 167H73V164H72V166ZM158 167V168H157ZM161 169H160V168ZM203 167V168H202ZM42 168H44V167H42ZM50 168V167H49ZM54 168V167H53ZM52 167L50 168V169H53ZM58 168H60V167H58ZM105 168V169H104ZM109 168V169H108ZM186 168H187V170H186ZM48 169V168H47ZM50 169H48V170H45V172H44V174L47 176V178H49L51 175V171L52 170H50ZM72 169V168H71ZM115 169H116V171H115ZM164 169H165V171H164ZM42 170V169H41ZM67 170H65V172L63 171V169H62V171L59 169L58 170V172H56V170L55 169H53V171H55V173H58L59 175H60V171H61V174H62V172H64V174L66 173V171ZM97 170V171H96ZM106 170V171H105ZM113 170V171H112ZM190 171V173H188L187 174V172H189ZM91 172V174H90V172ZM93 171V172H92ZM105 171V172H104ZM109 171V172H108ZM147 171V172H146ZM168 171H170L169 173H170V175L167 173ZM174 171V172H173ZM130 172V173H129ZM133 172V173H132ZM138 172H139V175H141V177L138 175ZM153 172V173H152ZM164 172H166L165 174H164ZM173 172V173H172ZM199 172V171H198ZM211 172V173H210ZM106 173V174H105ZM136 173V174H135ZM141 173V174H140ZM184 173H185V175H186V177H187V175H188V179L184 176ZM200 173V174H201ZM63 174V175H64ZM88 174V175H87ZM102 174H104L105 175V177H107L106 179H108L107 180V182H109V180H111V179H114L115 180V182H114V180H113V183H115V184H113L112 182H111V184H109V185H111V186H109L108 184H105L106 183V181H105V183H103V178L104 177H101V175ZM108 174V175H107ZM110 174V175H109ZM122 174V175H121ZM156 174V175H155ZM164 174V175H163ZM181 174H182V176H181ZM192 174H193V176H192ZM202 174V175H203ZM208 174H210V175H208ZM44 175V177H46ZM139 176V178H137L138 176ZM165 175H166V177H165ZM169 175V176H168ZM173 175V176H172ZM201 175V176H202ZM206 175H208V177L206 176ZM216 175V176H215ZM87 176V177H86ZM91 176V177H90ZM94 176H95V178H94ZM125 176V177H124ZM149 176H151V177H149ZM210 176V177H209ZM93 177V178H92ZM111 177V178H110ZM153 177V178H154ZM168 177H170V179L168 178ZM193 177V178H192ZM92 178V181H90V179ZM110 178V179H109ZM162 178V179H163ZM176 178H177V180H178V182H177V180H176ZM201 178V177H200ZM207 178V179H206ZM95 179V180H94ZM102 179V180H101ZM105 179V178H104ZM139 179V180H138ZM148 179V180H149ZM173 179H174V182H173ZM183 179H184V181H183ZM187 180V182L186 183H184L186 180ZM93 180L95 181L94 183H93ZM134 180V181H133ZM143 180V179H142ZM141 180V181H142ZM144 180V181H145ZM164 180H162V181H164ZM171 180H172V182H171ZM193 180V181H192ZM206 180V181H205ZM210 180V182H212V181H214L215 180V184L217 183V184H219V185H215L214 184V182H212V185L210 186V184L211 183H207L208 181ZM212 180V181H211ZM90 181V182H89ZM112 181V180H111ZM124 181V182H123ZM126 181V182H125ZM150 181H152V180H150ZM150 181H149V183H150ZM180 181V182H179ZM183 181V182H182ZM191 181V182H190ZM198 181V182H197ZM87 182V183H86ZM118 182V183H117ZM131 182V183H130ZM184 184V185H182V183ZM206 182V183H205ZM93 185H92V184ZM126 183V184H125ZM128 183H130V184H128ZM174 183V184H173ZM177 183V184H176ZM190 183V184H189ZM192 183V184H191ZM200 183V184H199ZM101 184H103V185H101ZM134 184V185H133ZM106 185H108L107 187H106ZM114 185V186H113ZM121 185H123V186H121ZM124 185H125V187H124ZM191 185V186H190ZM193 185V186H192ZM200 185V186H199ZM205 185H208V186H205ZM214 185L215 186H217V188L216 187H214ZM126 186L128 187V189H126ZM199 186V187H198ZM202 186H204L203 188L204 189H202L201 190V188H202ZM109 187H113V189L112 188H109ZM115 187V188H114ZM120 187H123V188H120ZM129 187H130V189H129ZM184 187V188H183ZM190 187V188H189ZM206 187V188H205ZM209 187V188H208ZM219 187V188H218ZM110 189V190H108V189ZM200 188V189H199ZM215 188V189H214ZM108 191H107V190ZM111 189H112V191H111ZM121 189V190H120ZM123 189H125V190H127V191H124ZM180 189V190H181ZM214 189V190H213ZM216 189H218L217 190V193H216ZM239 189H238V191H239ZM115 190V191H114ZM132 190V191H131ZM179 190V191H180ZM202 191V193H201V191ZM124 191V192H123ZM196 191V192H195ZM197 191H198V193H197ZM204 191H205V193L207 194H204ZM103 194H102V193ZM214 192V193H213ZM107 193H106V195H107ZM124 193V194H123ZM129 193H130V195L131 196H129ZM219 193V194H218ZM77 194V195H76ZM102 194V195H101ZM109 194V193H108ZM115 194V193H114ZM120 194V195H121ZM184 196H183V195ZM187 194V195H186ZM189 194V195H188ZM190 194H191V196H190ZM100 195L102 196V197H100ZM105 195V194H104ZM124 195H125V198H124ZM196 195V196H195ZM211 195H213V196H211ZM219 195V196H218ZM76 196V197H75ZM178 196V197H177ZM202 196V197H201ZM204 196V197H203ZM96 197H98L99 199L97 200V198ZM108 197H109V195H108ZM131 197V198H130ZM199 197V198H198ZM217 197V198H216ZM96 199L97 201L95 202V200L93 201L92 199ZM110 198V197H109ZM182 198V199H181ZM186 198V199H185ZM198 198V199H197ZM242 198V197H241ZM79 199V201H82V200H80ZM124 199H127L126 201L127 202H124L125 200ZM129 199H131V201H132V204H130V200ZM189 199V200H188ZM204 199V200H203ZM120 200V199H119ZM124 200V201H123ZM183 200V201H182ZM75 201V200H74ZM79 201H77L76 203H78ZM93 201V202H92ZM180 202H181V205H180ZM205 202V203H204ZM224 202V203H223ZM246 202H248V203H246ZM88 203L86 204V205H88ZM100 204V203H99ZM98 204V205H99ZM138 204V205H137ZM208 204V205H207ZM219 204V205H218ZM222 204V205H221ZM85 205V206H86ZM101 205H103V204H101ZM128 205V206H127ZM135 205V206H134ZM104 206H106V205H104ZM98 207V206H97ZM104 208V210L103 211H101V212H104L106 209H105V207H102V206H100L99 205V210L101 209V208ZM183 207H187V208H183ZM84 208V207H83ZM87 208V207H86ZM85 208V209H86ZM166 208V209H165ZM171 208V209H170ZM178 208V209H177ZM82 209V208H81ZM95 209H97V208H95ZM109 209V210H110ZM180 209V210H179ZM86 210H88V208L86 209ZM99 210H96L95 212V214H97V213H99L100 211ZM107 210H108V208H107ZM106 210V212H108ZM164 212H163V211ZM78 211H80V210H78ZM82 211V210H81ZM93 212L94 211H92L91 213L93 214ZM99 213L98 215L100 216V218H101V216H102V213ZM105 212V213H106ZM78 213V212H77ZM81 213V212H80ZM84 213V212H83ZM82 213V214H83ZM91 213H89V214H91ZM108 213V214H109ZM127 214H128V211L126 212ZM166 213V214H165ZM85 214H87V213H85ZM107 214V213H106ZM106 214H104L103 216H102V221H104V222H107V221H109L108 219L110 218V216L108 215H106ZM125 214V215H124ZM140 214H142V215H140ZM260 214V215H259ZM145 215V216H144ZM259 215V216H258ZM77 216H80L79 214L77 215ZM97 216V215H96ZM95 216V217H96ZM108 217V219L106 218V217ZM112 216V217H113ZM161 216H162V218H161ZM83 217V216H82ZM86 217H88V218H86ZM85 217V215H84V218H86V219H84V221L85 220H87V219H90L89 217V215L88 216H86ZM98 217V216H97ZM111 217V218H112ZM257 217H258V219H257ZM91 218H92V216H91ZM93 218H94V216H93ZM103 218H104V220H103ZM111 218H110V221H109V223H110V225L109 224H107L108 225V227L109 226H111L112 224H111V222H113L114 221V223H115V219L113 220V221H111ZM128 218V217H127ZM118 219V218H117ZM124 219V218H123ZM212 219V220H211ZM262 219V218H261ZM263 219H264V217H263ZM93 220V219H92ZM96 220L97 219H94V222H96ZM101 220V219H100ZM100 220H97L98 222L100 221ZM258 220H260L259 222H258ZM263 221V220H262ZM101 222V221H100ZM89 223H93V221L92 222H90L89 221ZM108 223V222H107ZM217 223V224H216ZM95 224V223H94ZM97 224V223H96ZM103 224V223H102ZM104 224H106V223H104ZM125 224V225H126ZM168 224V225H167ZM248 224V225H247ZM135 225V224H134ZM217 225V226H216ZM92 226V225H91ZM90 226V227H91ZM95 226V225H94ZM98 225H96V227H97ZM102 226V225H101ZM104 226H106V225H104ZM113 226H114V224H113ZM118 225H116V227H117ZM120 226V225H119ZM93 227V226H92ZM91 227V228H92ZM99 227V226H98ZM107 227V226H106ZM126 227V228H125ZM104 228V227H103ZM139 228H140V230H139ZM208 229V228H211V229H216L214 232L212 231V233L210 232V231H208V230H203V229ZM94 229V228H93ZM100 229H102L101 227H100ZM108 229H110V228H108ZM138 229V230H137ZM111 230H112V226H111ZM114 230H116L115 229V226H114ZM117 230H119V229H117ZM144 230V231H143ZM158 230V231H157ZM162 230V231H161ZM138 231H139V233L140 232H142L143 234H139L138 233ZM202 231V232H201ZM208 231V232H207ZM253 231V232H252ZM106 232V231H105ZM108 232V231H107ZM113 232V231H112ZM111 232V233H112ZM130 232V233H129ZM244 232V231H243ZM242 232V233H243ZM109 233H110V230H109ZM109 233H108V235H109ZM110 233V234H111ZM114 233V232H113ZM135 233H138L137 235L135 234ZM241 233V234H242ZM113 235V234H112ZM111 236V235H110ZM110 236H109V238H110ZM135 236V237H134ZM262 236H264V235H262ZM32 237H34V236H32ZM116 237V236H115ZM103 238V237H102ZM113 238H114V236H113ZM118 238V237H117ZM116 238V239H117ZM145 238V239H144ZM193 238H194V242H193ZM196 238V239H195ZM105 241H107L108 239L106 238H103ZM102 239V240H103ZM115 239V240H116ZM122 239H124V238H122ZM140 239L142 240V241H140ZM189 239H191V240H189ZM233 239L235 240V242L233 241ZM97 241H99L100 239H96ZM96 240H95V242H96ZM103 240V243L105 242ZM115 240L113 241V243L115 242ZM130 240V241H131ZM151 240V241H150ZM101 241V240H100ZM189 241V242H188ZM214 244H220V246H218V247H216L215 245H213V243ZM124 242H126V244L124 243ZM140 242H142L141 244H138V243ZM149 242V243H148ZM155 242V243H154ZM193 242V243H192ZM116 243V242H115ZM148 243V244H147ZM153 243V244H152ZM172 243H174L173 245H174V249H179V250H177V251H174V250H172V252L170 251L169 252V250H168V247H169V245L170 244H172ZM177 243V244H176ZM189 243V244H188ZM211 243H212V245H211ZM235 243V244H234ZM95 244V247H99L100 245H97V242L96 243H94ZM120 244V242H118V244L116 245V246H118ZM122 244H121V246L118 248V249H120L121 247L123 248H126V246H122ZM129 244V243H128ZM129 244V246H132V245H130ZM158 244V245H157ZM182 244H183V246H182ZM191 244V245H190ZM138 245V246H137ZM141 245V246H140ZM149 246L148 248H147V246ZM181 245V246H180ZM191 247H189V246ZM115 246V247H116ZM129 246H127V248L129 247ZM146 246V247H145ZM151 246V247H150ZM152 246H154L153 248H152ZM211 246H212V248H211ZM132 247H134V246H132ZM134 247V248H135ZM182 247V248H181ZM184 247H186V249H184ZM210 247V248H209ZM114 250H115V248H114V245H113V247H112ZM111 247L109 248V249H107V251L109 252V254H110V249H112ZM121 248V249H122ZM127 248H126V251H127ZM130 248V247H129ZM188 248V249H187ZM112 249V251H114ZM117 248H116V250H118ZM120 249V250H121ZM135 249H137V248H135ZM139 249H137V250H139ZM150 249V250H151ZM182 249H184V251L182 250ZM237 249V250H236ZM110 250V251H109ZM120 250H118V251H114L113 252V254H108V252L107 251H105V252H107L106 253V255H104V256H106L107 258H109V256H112L113 255V257H117V256H119V255H117V253H119V251ZM123 250H125V249H123ZM186 250V251H185ZM220 250V251H219ZM163 251H164V253L165 254H163ZM165 251H168V253L167 252H165ZM220 252V253H216V252ZM116 252V254H114ZM121 252V251H120ZM141 252V251H140ZM215 253V255H217L215 258H214V260L216 261V263H215V261H213V259L211 258V256H210V254L211 253ZM135 254H136V252H134ZM146 253V252H145ZM145 253H143V254H145ZM166 253L169 255V257H168V255H166ZM170 253V254H169ZM179 253V254H178ZM181 253V254H180ZM224 253V254H223ZM121 254V253H120ZM140 254V253H139ZM163 254V255H162ZM223 254V255H222ZM247 254V255H246ZM248 254H250V255H248ZM107 255H109V256H107ZM123 255V254H122ZM141 255V254H140ZM155 255V254H154ZM121 256V255H120ZM115 257L116 258V260L117 261H115V259H114V261L115 262H119L120 260H122V257L124 258V256H122V257ZM157 256H158V258H157ZM163 256V257H162ZM167 256V257H166ZM170 256H171V258H170ZM223 256V257H222ZM145 257H143V258H145ZM220 257H222V258H227V261L225 262V261H222V260H220ZM170 258V259H169ZM221 258V259H222ZM244 258V259H243ZM110 259H111V264H113V260H112V258L110 257ZM110 259H107V260H109L110 261ZM158 259V260H157ZM150 261H152L151 263H150ZM222 261V262H221ZM231 262V263H230ZM117 264H121V262H119V263H117ZM136 264V263H135ZM138 264V263H137ZM154 264V263H153Z\"/></svg>","mask_w":264,"mask_h":264}]
</instances>
